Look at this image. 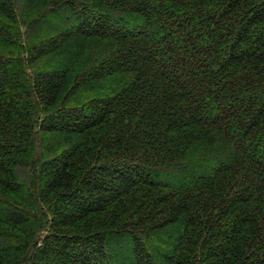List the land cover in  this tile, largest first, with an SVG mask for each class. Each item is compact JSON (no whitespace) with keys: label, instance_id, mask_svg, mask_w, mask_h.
<instances>
[{"label":"trees","instance_id":"obj_1","mask_svg":"<svg viewBox=\"0 0 264 264\" xmlns=\"http://www.w3.org/2000/svg\"><path fill=\"white\" fill-rule=\"evenodd\" d=\"M0 264H264V0H0Z\"/></svg>","mask_w":264,"mask_h":264}]
</instances>
